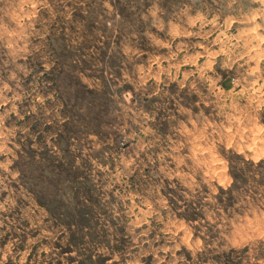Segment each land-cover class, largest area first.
Wrapping results in <instances>:
<instances>
[{"label":"rangeland","instance_id":"obj_1","mask_svg":"<svg viewBox=\"0 0 264 264\" xmlns=\"http://www.w3.org/2000/svg\"><path fill=\"white\" fill-rule=\"evenodd\" d=\"M0 264H264V0H0Z\"/></svg>","mask_w":264,"mask_h":264}]
</instances>
